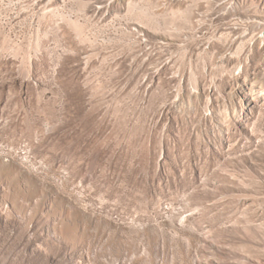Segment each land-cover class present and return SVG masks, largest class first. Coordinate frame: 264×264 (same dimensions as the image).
<instances>
[{"label":"rangeland","instance_id":"1","mask_svg":"<svg viewBox=\"0 0 264 264\" xmlns=\"http://www.w3.org/2000/svg\"><path fill=\"white\" fill-rule=\"evenodd\" d=\"M0 264H264V0H0Z\"/></svg>","mask_w":264,"mask_h":264}]
</instances>
